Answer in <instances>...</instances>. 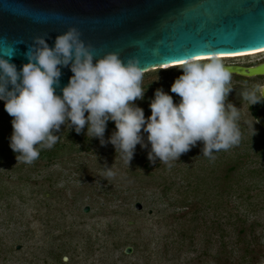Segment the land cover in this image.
Wrapping results in <instances>:
<instances>
[{"label": "clouds", "instance_id": "clouds-1", "mask_svg": "<svg viewBox=\"0 0 264 264\" xmlns=\"http://www.w3.org/2000/svg\"><path fill=\"white\" fill-rule=\"evenodd\" d=\"M13 54L14 49L0 54V101L13 117L9 147L18 154L17 162L31 164L41 149L56 145L60 137L54 133L62 125L73 127L77 134L87 127V137L99 139L104 146L107 124L114 122L116 130L107 143L128 166L136 146L146 147L142 132L147 133L148 160L153 163L157 158L164 164L178 160L197 142L204 145L203 157L213 158V153L240 141L239 110L226 103L233 90L232 73L214 56L207 62L187 59L179 66L183 74L170 91L180 102L174 103L171 95L157 89L149 104L151 115L145 118L143 109L133 103L143 100L145 93L139 60L125 62L116 53L96 59L74 27L58 35L52 48L45 39L35 38L25 54L28 63L19 72L9 63ZM62 67H70L73 75L62 95H56ZM244 89V103L251 106L264 100V85ZM252 131L254 136L253 126ZM104 173L115 175L112 168Z\"/></svg>", "mask_w": 264, "mask_h": 264}, {"label": "rangeland", "instance_id": "rangeland-1", "mask_svg": "<svg viewBox=\"0 0 264 264\" xmlns=\"http://www.w3.org/2000/svg\"><path fill=\"white\" fill-rule=\"evenodd\" d=\"M221 62L225 66H258L264 63V54ZM180 72L182 70L176 67L144 74L141 85L145 91L144 96L148 95V87H154L155 92L162 89L172 98L175 97L170 88ZM242 83L251 87L264 85V77L232 76L230 87ZM133 103L151 112L150 102L145 98ZM226 103L231 102L226 100ZM234 106L239 110L238 121L242 127L253 126L257 130V120L264 117V102L251 106L245 102ZM12 119L0 103V132L6 135V139L0 140L1 147L6 148L10 143ZM65 131L71 135L75 130L62 125L60 131L54 134L61 136L62 144L71 145ZM86 132L87 127L82 130L81 136L86 137ZM141 135L146 147L137 145L131 160L139 166H143L142 159L148 157L151 151L147 133L142 132ZM109 138L110 136L104 137V146H101L99 139H89L90 146L86 145L84 150L79 151L83 146L79 144L74 150H67L54 162H40L35 171L25 172L28 175L9 170L10 165L18 166L22 161L17 162L16 158L7 160L1 173H6L8 176H5L12 181L23 175L31 178L32 182L24 192L29 197L25 204L14 198V210L9 213L14 215L12 223L4 225L0 218V230L4 229L1 231H4L5 237L14 245L9 264H188V261L200 254L201 246L192 247L189 254L186 251L179 253L174 249L167 255L162 250L158 253L165 237L174 231L171 225L177 223L176 218L185 213L186 209L174 206L169 198L163 196V186L173 181L165 173L164 163L158 158L154 163L150 162L157 165L155 169H150L151 175L137 176L128 172L127 163L120 159L113 145L107 143ZM199 147L196 144L179 159L194 152H202ZM174 161L177 160L169 163ZM214 161L221 159L217 157ZM111 168L115 175L106 177L104 169ZM226 172L227 166L224 163L216 169L210 167L202 171L203 177H196H205L208 182L219 186L229 182L224 178ZM35 182L42 188L35 190ZM48 191L54 193L53 197H46L45 193ZM138 203L142 204V211L136 209ZM87 207L90 209L88 214L85 213ZM262 207L263 209L249 213L241 207L232 215H250V222L256 221L263 226L259 229L258 236L259 246L264 249V205ZM224 214L228 215L226 212ZM9 215L5 218L10 219ZM227 229L230 231L229 227ZM128 247L133 248L131 255L125 253ZM216 251L215 247L210 254H216ZM261 263H264V257ZM230 264L238 263L233 261Z\"/></svg>", "mask_w": 264, "mask_h": 264}, {"label": "water", "instance_id": "water-1", "mask_svg": "<svg viewBox=\"0 0 264 264\" xmlns=\"http://www.w3.org/2000/svg\"><path fill=\"white\" fill-rule=\"evenodd\" d=\"M73 27L96 59L108 53L125 62L136 58L147 74L179 67L197 56L264 50V0H0V54L14 49L9 63L18 72L28 63L25 54L35 38L45 39L52 48L56 37ZM226 67L232 76L264 77V63ZM60 70L56 95H62L73 75L70 67ZM244 88L252 87H234L227 100L244 104ZM257 121L264 130V120ZM156 166L150 164L149 169ZM136 209L142 211V204ZM89 212L87 207L85 213ZM125 253L131 255L133 248Z\"/></svg>", "mask_w": 264, "mask_h": 264}, {"label": "trees", "instance_id": "trees-1", "mask_svg": "<svg viewBox=\"0 0 264 264\" xmlns=\"http://www.w3.org/2000/svg\"><path fill=\"white\" fill-rule=\"evenodd\" d=\"M182 74L180 72L179 75ZM147 90L148 95L144 98L151 102L154 99V87H148ZM174 95V103H179L181 98ZM0 103L4 105L3 102ZM143 111L145 118L151 115V112L145 109ZM238 126L241 133L238 145L213 153V158L203 157L202 152H194L189 156H183L182 159L174 161V163L164 164L165 173H168L173 181L163 186V196L166 199L169 198L174 206L184 208L186 211L176 218V224L171 225L174 231L165 237L158 253L162 250L167 255L170 250L174 249L176 252L186 251L189 254L192 252V247L201 246L200 254L188 261V264H230L233 261H237L238 264H263L261 260L264 257V249L259 246L260 238L258 236V231L263 226L256 221L250 222V215H232V213L241 207L248 210V213L259 210V208L263 209L264 130L257 125L256 134L253 136L252 128L244 127V129L239 121ZM115 130L114 122L109 121L104 137L111 136ZM12 132H9L10 135ZM64 133L70 139L71 145L62 144L61 136L57 135L60 137L57 144L52 148L41 149L39 158L34 162L31 164L22 162L18 166L8 165L9 170L21 174L27 170L35 171L40 162H54L67 150H74L79 144L83 145L79 151L84 150L86 145L90 146V138L87 136L82 137L81 133L77 134L75 131L71 135L66 131ZM5 136V133L0 132V140L6 139ZM197 144L200 145L199 149L202 151L203 143L197 142ZM16 155L18 154L13 153L9 145L6 148L0 146V218L4 225L12 223L14 215H9V213L14 210L12 205L14 201L16 202L14 198H18L25 204L29 197L27 198L24 192L32 184L31 178L23 177V175L12 181L5 176L6 173H1L7 160L15 159ZM217 157L221 161L213 162ZM142 162L143 166L130 162L127 171L137 176L151 175L149 169L151 163L148 157L143 158ZM224 163L227 166L224 178L229 180L228 183L217 186L208 182L205 177L204 179L200 178L203 177L202 171L210 169V167L216 169ZM177 181L180 183L177 184ZM33 184L37 187L35 190L42 188L39 183ZM45 194L46 197H53L54 193L48 191ZM224 212L228 215H225ZM7 214L10 219L5 218L8 217ZM228 227L233 234L228 231ZM1 230L0 264H9L11 259L9 256L14 245ZM215 247L217 248L216 254H210Z\"/></svg>", "mask_w": 264, "mask_h": 264}, {"label": "bare ground", "instance_id": "bare-ground-1", "mask_svg": "<svg viewBox=\"0 0 264 264\" xmlns=\"http://www.w3.org/2000/svg\"><path fill=\"white\" fill-rule=\"evenodd\" d=\"M260 54H264V50L259 51V52H254V53H248V54H241V55H234V56H219L216 57L217 59L221 60H230V59H238V58H245V57H253V56H257ZM211 57H207V58H201V61H208V59ZM183 63L177 64V65H182ZM175 66V65H173ZM172 67V66H171ZM163 68H170V67H163Z\"/></svg>", "mask_w": 264, "mask_h": 264}, {"label": "flooded vegetation", "instance_id": "flooded-vegetation-1", "mask_svg": "<svg viewBox=\"0 0 264 264\" xmlns=\"http://www.w3.org/2000/svg\"><path fill=\"white\" fill-rule=\"evenodd\" d=\"M227 66H233V65H227ZM235 66H238V65H235ZM249 67H251V66H249ZM239 86H241V87H251V86H248V84L246 85V83L236 84L234 87H239ZM234 87H232V88H234ZM263 120H264V117H263Z\"/></svg>", "mask_w": 264, "mask_h": 264}, {"label": "snow or ice", "instance_id": "snow-or-ice-1", "mask_svg": "<svg viewBox=\"0 0 264 264\" xmlns=\"http://www.w3.org/2000/svg\"><path fill=\"white\" fill-rule=\"evenodd\" d=\"M197 59H201V57L197 56Z\"/></svg>", "mask_w": 264, "mask_h": 264}]
</instances>
